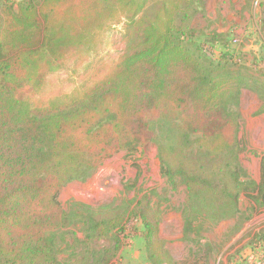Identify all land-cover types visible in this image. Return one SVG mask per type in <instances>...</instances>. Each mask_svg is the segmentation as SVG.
Returning <instances> with one entry per match:
<instances>
[{"label": "trees", "instance_id": "1", "mask_svg": "<svg viewBox=\"0 0 264 264\" xmlns=\"http://www.w3.org/2000/svg\"><path fill=\"white\" fill-rule=\"evenodd\" d=\"M198 7L199 0H19L17 9L2 7L0 264H113L130 217L142 225L150 264L193 262L170 255L146 196L132 210L82 203L65 210L58 200L66 183L149 141L166 183L186 189L185 234L199 219L238 217L241 193L264 208V154L259 180L241 181L244 145L232 109L247 87L260 100L254 114H264V78L229 71L228 52L217 60L202 52V44H227L225 34L192 29ZM120 24L122 31L110 33ZM95 61L100 69L92 74Z\"/></svg>", "mask_w": 264, "mask_h": 264}, {"label": "rangeland", "instance_id": "2", "mask_svg": "<svg viewBox=\"0 0 264 264\" xmlns=\"http://www.w3.org/2000/svg\"><path fill=\"white\" fill-rule=\"evenodd\" d=\"M18 2L0 0V13L7 3L17 9ZM191 27L204 36L226 35V46L222 43L201 45L202 52L209 59L217 60L220 56L226 59L227 55L222 54L228 52L231 58L226 68L229 71L247 79L264 78V0H199ZM122 30L123 25L120 24L114 26L110 33ZM197 43L200 44L199 41ZM105 48L114 52L112 45ZM102 55L107 59L104 52ZM90 67L92 74L100 69L97 61ZM57 71L60 73L62 70ZM86 77L82 75L81 80ZM58 78L65 82L66 73L61 72ZM259 106L257 95L244 87L239 104L232 108L239 116V135L244 145L237 160L243 182H257L260 176V158L264 154V114H254ZM156 154L152 141L132 153L117 152L104 159L85 180L66 183L58 200L65 210L73 208L74 203L94 208L125 204L132 210L137 200L146 196L148 205L160 214L159 236L175 260L194 256L195 260L190 264H264V208L253 206L249 197L241 193L238 217L217 224L199 219L194 223L195 229L185 234L182 210L187 203L186 189L180 182L175 189L166 183ZM141 229L139 219L128 218L121 249L113 264H150Z\"/></svg>", "mask_w": 264, "mask_h": 264}]
</instances>
